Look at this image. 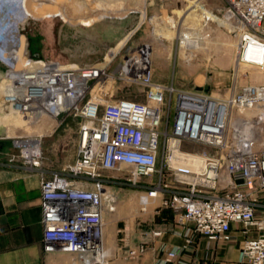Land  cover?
<instances>
[{
    "label": "built area",
    "instance_id": "built-area-1",
    "mask_svg": "<svg viewBox=\"0 0 264 264\" xmlns=\"http://www.w3.org/2000/svg\"><path fill=\"white\" fill-rule=\"evenodd\" d=\"M225 3L223 16L243 32L240 61L264 67V61L244 56L246 47L260 49L264 55V0ZM138 51L142 53L135 63L138 79L128 82L146 88L145 102L131 98L105 104L95 101L94 92L107 86L110 77L114 84L123 80L106 65L73 67L43 59L36 67L7 66L0 73V85L5 81L1 93L7 92L5 88L11 90L6 94L10 97H0V111L9 107L26 119L43 112L57 118L76 112L81 117L76 160L42 180L44 250L76 254L84 264H105L104 212L114 211L116 197L107 189L104 173L127 174L137 185L144 177L160 173L162 178L154 185H144L150 188L141 196L143 211L151 199L161 198L163 207L176 212L188 242L194 235L210 243L233 242L232 225L238 224L249 234L241 244L240 262L264 264V215L257 214L259 207L264 208V141L246 136L237 143L232 131L239 110H264V84L246 85L228 97H210L203 86L179 91L174 97L171 129L165 130L164 110L171 89L153 81L152 58L145 55V48ZM18 140H22L20 145L15 143ZM177 142L179 148L205 156L209 170L194 172L186 165L173 166L170 159ZM184 143L204 145L205 151L185 148ZM40 145L37 150L30 138L13 141L21 149L20 160L31 168H43L42 141ZM167 174L175 181L165 183ZM252 231L257 236L250 237ZM144 251L141 244L129 254Z\"/></svg>",
    "mask_w": 264,
    "mask_h": 264
},
{
    "label": "rangeland",
    "instance_id": "rangeland-1",
    "mask_svg": "<svg viewBox=\"0 0 264 264\" xmlns=\"http://www.w3.org/2000/svg\"><path fill=\"white\" fill-rule=\"evenodd\" d=\"M2 3L0 0V6ZM225 5V0H4L5 11H26L28 20L21 23L20 34L31 39L34 56L40 54L64 66L106 65L110 73L123 79L114 84V77H110L107 86L94 92V100L102 104L121 98L147 100L146 88L128 81L137 78L135 63L140 55L134 48L149 47L153 81L171 89L164 110L165 130L171 129L174 97L179 91L203 86L210 97H228L246 85L264 84V67L239 64L241 35L225 20ZM139 21L145 22L131 36L129 32ZM188 40H198L199 47H187ZM15 56L14 52L0 53V73L6 71ZM249 113L253 114L247 111L244 115ZM234 115H238V110ZM45 117L44 129L33 126L26 131L28 123L21 117L15 128L7 127L0 115V140L8 141L5 146L12 148L15 159H20L21 149L13 146V141L41 137L43 166L55 173L64 169L59 167L64 157L74 155L81 117L76 112L57 119ZM184 147L205 151L201 144L184 143ZM162 165L160 156L159 167ZM170 175H164L165 183L175 181ZM104 178L107 189L118 197L116 210L106 214L117 225L127 228L138 221L136 215L145 206L139 201L140 194L147 195L150 187L144 185L152 186L162 176L157 173L144 177L140 185L128 180L127 174L106 171Z\"/></svg>",
    "mask_w": 264,
    "mask_h": 264
},
{
    "label": "crops",
    "instance_id": "crops-1",
    "mask_svg": "<svg viewBox=\"0 0 264 264\" xmlns=\"http://www.w3.org/2000/svg\"><path fill=\"white\" fill-rule=\"evenodd\" d=\"M143 23L139 21L129 32L131 36ZM145 49V55L152 58L149 47ZM134 52L141 53L138 48ZM77 141L78 135L74 155L62 159L61 169L76 160ZM0 142L3 143L0 148V264H84L76 254L44 250L42 180L54 172L44 166L28 167L20 159L12 160L14 151L5 146L8 141L1 139ZM135 199L138 201V197ZM257 214L262 216L264 211L258 210ZM136 216L138 221L122 228L106 214L105 264H249L240 262L241 244L249 234L245 235L238 224L232 225L236 238L233 242L210 243L201 235H194L188 242L176 212L163 207L160 198L151 201L147 210ZM255 236L257 231H252L250 237ZM141 244L145 246L143 253L129 254Z\"/></svg>",
    "mask_w": 264,
    "mask_h": 264
},
{
    "label": "bare ground",
    "instance_id": "bare-ground-1",
    "mask_svg": "<svg viewBox=\"0 0 264 264\" xmlns=\"http://www.w3.org/2000/svg\"><path fill=\"white\" fill-rule=\"evenodd\" d=\"M23 10H20L17 12V14H11L7 17L6 21H1L2 17L6 14L5 6H4V0L3 3L0 6V53L6 54L10 53L11 51L14 52L16 55L15 58H13L11 61L8 62V66H18V65H30V67H36V65H40V60H43L42 57L35 56L33 60H26L30 55H33L30 45H31V39L30 38H24L20 34V27L22 20L20 22H16L20 20V15ZM28 16H25V19H27ZM225 20L229 22L228 18L224 16ZM230 23V22H229ZM232 28L235 30V32L240 33V35H243V32L237 28L236 24H231ZM173 26H175V22H173ZM188 43L186 44L189 48H198L199 47V41L198 40H188ZM243 55L240 47V56ZM34 56V55H33ZM245 58L248 59H254V60H261L264 61V55H262L260 49L253 50L249 47L244 51ZM29 59V58H28ZM37 62H32L36 61ZM250 61V60H249ZM239 64L242 63L239 59ZM251 64V63H248ZM253 65V64H252ZM257 65V64H254ZM261 66V65H258ZM263 67V66H261ZM201 78L200 80H202ZM3 84H5V81L1 83V87L4 89ZM252 85H259V84H252ZM7 91H3L4 93H1L0 91V97H10L9 95H6L9 91V88H5ZM82 92V89H81ZM96 101V100H95ZM98 102V101H97ZM49 106V105H48ZM46 106V107H48ZM247 111L253 112V114L249 113L248 115H244ZM38 113L33 117L32 119H26L19 113H17L14 109L6 107L3 108L0 111V115L5 119V123L7 127L9 125L14 126L15 128L19 126V122L21 118L26 121L27 128H25L26 131L29 130V128L35 126L37 129H44L46 127V117H51L53 119H56L57 117L50 116L48 114ZM21 117V118H20ZM231 123V119H230ZM25 126V125H24ZM11 129V128H10ZM9 129V132L11 131ZM232 131L234 132V135L236 137L237 143L241 142V140H244L247 136L250 139H256L259 143L264 141V110L260 108H249V109H241L239 110V118H236L235 121L232 124ZM10 135V134H9ZM41 135V134H40ZM11 136V135H10ZM31 141L34 143L35 148L37 150L40 148L41 143V137L40 138H32ZM19 142V143H18ZM22 140H18L16 143L20 145ZM170 162L173 166H180V165H186L190 167L194 172H204L205 170L208 171L207 166V160L205 159V156L201 154H195L189 151L183 150V148H179L178 142L175 145V148L172 150V157L170 159ZM225 174H221L222 180L225 179ZM189 177V176H188ZM115 203V206L113 207L114 211L116 210L118 197L113 198ZM104 218H106V213L104 212Z\"/></svg>",
    "mask_w": 264,
    "mask_h": 264
},
{
    "label": "flooded vegetation",
    "instance_id": "flooded-vegetation-1",
    "mask_svg": "<svg viewBox=\"0 0 264 264\" xmlns=\"http://www.w3.org/2000/svg\"><path fill=\"white\" fill-rule=\"evenodd\" d=\"M19 10H16V11H12V10H7L6 11V14L2 17V19H1V21H6L7 20V17L9 16V15H11V14H17V12H18ZM25 10H23L22 11V13H21V15H20V20L19 21H16V22H20L21 20L23 21V22H26L27 20L24 18V16H25ZM22 18H24V19H22Z\"/></svg>",
    "mask_w": 264,
    "mask_h": 264
},
{
    "label": "water",
    "instance_id": "water-1",
    "mask_svg": "<svg viewBox=\"0 0 264 264\" xmlns=\"http://www.w3.org/2000/svg\"><path fill=\"white\" fill-rule=\"evenodd\" d=\"M35 56L42 57L40 54H35ZM2 147H3V143L0 142V148H2Z\"/></svg>",
    "mask_w": 264,
    "mask_h": 264
}]
</instances>
